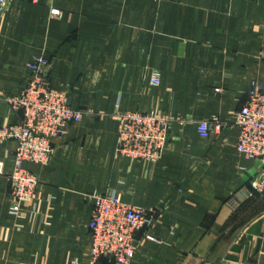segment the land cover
Masks as SVG:
<instances>
[{"label": "crops", "instance_id": "crops-1", "mask_svg": "<svg viewBox=\"0 0 264 264\" xmlns=\"http://www.w3.org/2000/svg\"><path fill=\"white\" fill-rule=\"evenodd\" d=\"M37 55L86 114L48 163H25L40 183L20 217L9 212L16 142H0V264L87 263L96 192L156 211L130 264H264V194L238 211L226 203L264 160L240 155L237 126L198 129L232 120L264 85V0L14 1L0 15V127L22 120L1 97L22 92ZM118 111L175 119L159 162L117 154Z\"/></svg>", "mask_w": 264, "mask_h": 264}, {"label": "built area", "instance_id": "built-area-1", "mask_svg": "<svg viewBox=\"0 0 264 264\" xmlns=\"http://www.w3.org/2000/svg\"><path fill=\"white\" fill-rule=\"evenodd\" d=\"M14 1L17 0H0V15ZM51 14L60 16L62 11L52 8ZM29 67L31 75L22 92L1 97L14 111L23 115L21 121L0 127V142H16L12 152L14 169L8 177L12 200L9 212L16 217L23 216L25 201L35 199L40 183L38 176L28 170L25 163H48L54 152V140L66 133L70 123L80 122L86 114L85 110L70 105L68 91L52 85L49 59L37 55ZM151 82L160 84L158 73H154ZM116 119L118 155L153 164L161 160L174 118L156 111H118ZM227 126H237L240 130L236 144L240 155L250 161L264 160V85H253L247 101L232 120L212 116L199 121L198 129L206 138ZM3 169L4 162L0 160V173ZM263 194L264 169H260L248 184L234 191L226 203L233 211H238L257 195ZM93 199L89 224L92 248L88 262L83 263L76 258L71 264H100L103 258L113 264H130L138 248L136 233L154 225L156 211L126 203L116 194L96 192Z\"/></svg>", "mask_w": 264, "mask_h": 264}]
</instances>
